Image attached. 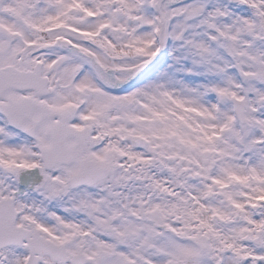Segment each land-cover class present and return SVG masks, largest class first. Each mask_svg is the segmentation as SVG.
I'll return each mask as SVG.
<instances>
[{
	"label": "snow or ice",
	"instance_id": "obj_1",
	"mask_svg": "<svg viewBox=\"0 0 264 264\" xmlns=\"http://www.w3.org/2000/svg\"><path fill=\"white\" fill-rule=\"evenodd\" d=\"M0 264H264V0H0Z\"/></svg>",
	"mask_w": 264,
	"mask_h": 264
}]
</instances>
